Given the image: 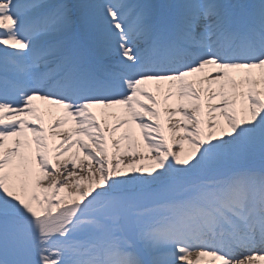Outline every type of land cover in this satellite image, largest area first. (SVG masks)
I'll return each mask as SVG.
<instances>
[{"label": "snow or ice", "instance_id": "snow-or-ice-1", "mask_svg": "<svg viewBox=\"0 0 264 264\" xmlns=\"http://www.w3.org/2000/svg\"><path fill=\"white\" fill-rule=\"evenodd\" d=\"M261 262L264 0H0V264Z\"/></svg>", "mask_w": 264, "mask_h": 264}, {"label": "bare ground", "instance_id": "bare-ground-1", "mask_svg": "<svg viewBox=\"0 0 264 264\" xmlns=\"http://www.w3.org/2000/svg\"><path fill=\"white\" fill-rule=\"evenodd\" d=\"M205 71H206V72H208V71H212V69H206ZM199 75H200V74H197V76L194 77V79L199 78ZM233 75L235 76V78H236L237 80H240V79L245 75V73L241 70V71H236V72H234ZM259 75H260L259 70H253V76H254L255 78H259ZM146 87H147V89H148L149 91H151V92L156 96L157 100L160 101V107L162 108V107L164 106V102H163V99H160V95H161V94L158 95V93H157V91H158V90H157V87H158V86H157V83H156V82H148V84L146 85ZM166 88H167V85H166V84H163V85L160 86V91L162 92V94H163V92H164V89H166ZM215 102H216V101H214V103H215ZM34 103L36 104L37 108L40 110V113H41V114L43 115V117H44V125H45V128H46V129H49V132H51V127H50V126L52 125V122H53L55 119L64 116V110H63L62 108H60L59 106L49 104V103L46 102V101H40V100H37V101H35ZM168 103H169L171 106L175 107V106H176V103H177L176 98H173V100L169 101ZM94 111H96L97 114H98V113L100 114V118H98V119H101L102 124H103V122L106 120V121H107V124H108L109 126H111V125L115 122V118H116V116H122V115H124V111H123V108H122L121 106H117V107H115V108L109 109V113H110V114H109L107 117H103V116L101 115V110H100V109H94ZM112 113H114L115 115H112ZM179 118H180V116H179V113H178L177 116L174 117V119H179ZM69 120H71V118H69ZM72 123H73L72 128H69L68 130H71V129H73V128L75 127L74 122H72ZM128 128H131V130H132L134 136H135L138 140L141 141V144H143V137H142V135L140 134V130H139V128H136V127L134 126V124H131V125H125L124 128H122V129L120 130V132L116 133V136L118 137L121 133H123V132H124L126 129H128ZM167 134L169 135V137L171 136V133H167ZM75 138H76V137L73 136V139H75ZM14 139H15V138H9V139L5 142V143H6V147H11V146H13V140H14ZM82 139H86V138L82 137ZM59 142H60V139H56L55 143H59ZM72 151L75 152V151H77V149H76V148H73ZM109 151H110V153H111L112 151H114V149H112V147H111V137H109ZM80 158H83V153H82V152L80 153ZM120 159L123 161V163L121 164V168H123L124 165H125L124 162H125L126 160H129V158H128V157H121ZM114 163H115V161H114ZM85 166H86V165H85ZM69 202H70V201H69ZM204 259H210V258L205 257ZM263 263H264V262H261V264H263Z\"/></svg>", "mask_w": 264, "mask_h": 264}, {"label": "rangeland", "instance_id": "rangeland-1", "mask_svg": "<svg viewBox=\"0 0 264 264\" xmlns=\"http://www.w3.org/2000/svg\"><path fill=\"white\" fill-rule=\"evenodd\" d=\"M157 93H158V95L159 94H161L160 95V99H163V94H162V92L159 90V91H157ZM97 116H98V118H100V114L98 113L97 114ZM70 121V120H69ZM72 125H73V123H71V121L69 122V124H67V125H65L64 126V128H62V129H57V131H65V130H68V128L70 127V128H72ZM134 126H136L135 124H134ZM58 138V137H57ZM60 138V137H59ZM185 147L187 148V145H185ZM136 161H138V162H140V161H142L145 165H147V164H149L150 162H151V156L150 155H147V156H145L144 157V160H142V159H140V157H136ZM130 162V160H126L125 162H124V164H127V163H129ZM137 166H139V163L137 164ZM132 173L129 171V175H131ZM46 181H45V185H46ZM72 190H75V188H71ZM71 189H65V191L63 192V193H60V195H62V196H64L65 198H67V197H70V196H72L73 194H72V190ZM76 191V190H75ZM72 194V195H71ZM70 195V196H69ZM73 197V196H72ZM75 198H76V196H74Z\"/></svg>", "mask_w": 264, "mask_h": 264}]
</instances>
